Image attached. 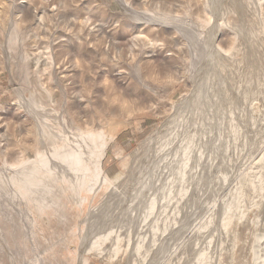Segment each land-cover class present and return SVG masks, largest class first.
I'll return each mask as SVG.
<instances>
[{"label":"bare ground","instance_id":"obj_1","mask_svg":"<svg viewBox=\"0 0 264 264\" xmlns=\"http://www.w3.org/2000/svg\"><path fill=\"white\" fill-rule=\"evenodd\" d=\"M119 2L128 28L148 24L166 37L176 31L184 45L179 64L178 54L156 49L158 33L136 31L142 49L125 62L133 102H161L158 83L179 82L184 73L190 90L167 112L160 109V123L113 176L105 163L116 135L83 121L77 110L83 95L67 102L70 75L58 71L54 54L53 84L11 65L10 45L19 31L14 17L6 18L5 64L28 85V96L23 86L15 92L31 120L27 133L35 136L22 141L27 153L22 147L0 166L1 258L6 264H71L72 253L88 251L117 264H264L261 0H205L198 16ZM225 32L234 36L230 46ZM17 56L25 57L23 51ZM50 86L61 89L59 109L51 106ZM42 221L52 234L39 228ZM119 253L124 261L116 260Z\"/></svg>","mask_w":264,"mask_h":264},{"label":"rangeland","instance_id":"obj_2","mask_svg":"<svg viewBox=\"0 0 264 264\" xmlns=\"http://www.w3.org/2000/svg\"><path fill=\"white\" fill-rule=\"evenodd\" d=\"M129 2L134 7L158 8L165 13H192L198 16L202 14V4L205 0H129ZM261 5V18L264 20V0H261ZM0 7L2 9L0 11V166L8 162L12 154L22 147H27L24 150L27 153L29 146L22 141L26 139L27 144L32 143V137L35 136L27 133V130L31 129V120L20 105L15 92L16 88L23 86L24 94L28 96V85L24 81L14 79L11 70L5 64L2 45L6 41L4 36H7L5 35L6 18L9 20L10 16L14 17L13 21L19 31V38L14 41L15 43L10 42L14 44V47L10 45L11 65L14 66L17 62L27 68L26 73L34 76L36 81L39 78L42 81L44 79L45 83L53 84L50 58L54 54L56 60L60 62L59 65L56 64L60 67L57 68L58 71L62 74V70L65 69L70 75L64 82L67 102L83 95L82 103L77 107L83 121L92 119L93 124L97 122L103 125L109 137L116 135L111 142L112 146L109 145L111 147L108 148L105 163L106 169L113 176L123 172V164L125 165L129 160V156L138 145V140L145 138L160 123L164 112L162 110H167L179 93H188L190 90L184 73L179 82L171 83L170 78L158 83L161 85L157 89L161 102L145 105L133 102L135 84L128 76L130 71L125 62H130L131 54L134 52L136 54L142 49L141 43L134 38L135 34L141 30H147L153 35L158 33L161 39L157 41L156 49L161 52L169 49L172 56L178 54L175 57L179 64L185 61L184 45L176 31H173L170 37H166L160 36L159 28H149L148 24L128 28L126 24H131V21L126 19L119 0H0ZM261 34L264 37V29ZM224 35V43L230 46L234 42L233 34L225 32ZM7 43L9 44L8 41ZM20 51H23L24 59L17 56ZM119 54L127 61L120 60ZM35 55L38 59L43 58L39 59L40 61H46L43 63L39 60L35 61L37 59L34 58ZM34 61L37 63H33ZM177 75L178 73H175V76ZM49 88L54 99V104L51 106L59 109L62 99L61 89L53 86ZM257 106L259 105L256 103V111L259 109ZM101 165L104 166V159ZM51 220L53 222V218ZM38 224L46 235L52 234L50 225L43 221ZM69 234L72 235L71 232ZM7 242L21 243L18 240ZM119 254L116 260L124 261V255ZM81 255L78 257L72 253L71 258L74 259L71 264H117L113 260L101 259L88 251H83ZM0 261L6 264L1 256Z\"/></svg>","mask_w":264,"mask_h":264}]
</instances>
